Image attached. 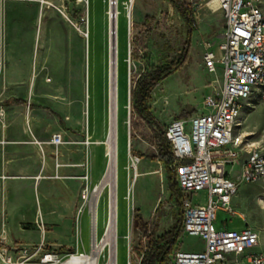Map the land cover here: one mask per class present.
<instances>
[{
  "label": "rangeland",
  "instance_id": "obj_1",
  "mask_svg": "<svg viewBox=\"0 0 264 264\" xmlns=\"http://www.w3.org/2000/svg\"><path fill=\"white\" fill-rule=\"evenodd\" d=\"M181 1L191 6L195 30L187 60L151 92L148 105L162 130L172 119L206 112L205 99L221 87V67L208 72L202 52L221 37L222 14L207 10V0ZM111 3H116L113 19ZM111 41L119 128L109 170L104 140ZM185 41V23L168 0H0V243L10 247L14 262L23 260V246L32 252L41 241L62 259L88 253L89 199L97 183H107L98 199L97 236L103 238L102 222L114 208L117 264H126L128 245L136 264L149 241L178 223L180 207L169 185L174 171L155 158L160 131L132 112L130 91L144 68L135 55L167 65L183 54ZM9 98L21 102L7 104ZM243 104L238 130L245 142L264 147V102L255 98ZM53 133L64 140L58 155L49 143ZM134 155L140 158L136 166ZM135 170L155 173L135 177ZM206 198L201 190L191 200L203 204ZM230 204L234 217L219 211L215 225L225 220L228 227L254 228L264 252V179L240 182ZM136 216L148 224L147 233ZM176 248L200 250L203 242L182 233ZM171 257L172 252L163 264H172Z\"/></svg>",
  "mask_w": 264,
  "mask_h": 264
},
{
  "label": "built area",
  "instance_id": "obj_2",
  "mask_svg": "<svg viewBox=\"0 0 264 264\" xmlns=\"http://www.w3.org/2000/svg\"><path fill=\"white\" fill-rule=\"evenodd\" d=\"M214 1L223 18V32L217 45L219 55L208 46L203 49L202 60L210 73L221 67V87L205 99L206 112L193 114L190 120L172 119L164 128L173 155L169 168L175 173L182 204L181 231L198 236L203 242L200 250H174L172 264H264L255 229H224L215 225L219 211L236 214L230 203L240 182L264 179V147L245 142L238 130L243 102L255 98L264 102V0ZM49 143L58 155L59 146L64 143L62 134L53 133ZM242 150L247 158L237 177L231 178L224 167L238 163ZM139 161L134 155L131 165ZM201 190L206 191L205 203H192V195ZM40 227L44 233L45 226ZM9 248L0 243V264H63L72 256L80 258L75 264H117L116 257L110 261L105 252L95 261H89L90 251L72 252L62 259L46 249L43 241L32 252L30 247L23 246V260L14 262ZM131 252L128 245L126 264H131ZM143 252L136 264H140ZM32 257L37 261L30 262Z\"/></svg>",
  "mask_w": 264,
  "mask_h": 264
},
{
  "label": "trees",
  "instance_id": "obj_3",
  "mask_svg": "<svg viewBox=\"0 0 264 264\" xmlns=\"http://www.w3.org/2000/svg\"><path fill=\"white\" fill-rule=\"evenodd\" d=\"M172 6L180 14L182 20L185 23L186 27V41H185V50L183 54L176 60L171 61L167 65H153L145 57H140L135 55L136 60H140L144 63V68L141 74L134 81V86L130 91V102L132 112L137 114V116L145 122L148 126L154 127L156 130H159L158 140L156 143L157 154L155 158L164 164L168 169L170 164L173 162V155L171 151L170 144L166 141L164 136V129L162 130L159 122L153 116L149 108V101L151 99V92L153 89L170 73L177 70L186 60L187 47H189V40L192 32L195 30V16L191 9L190 4L181 0H168ZM147 17H145L146 19ZM11 101L21 102L19 99L9 98L7 104ZM154 145V144H152ZM169 185L174 195L176 202L179 205L180 209V219L174 227L154 241H149L145 250L142 254L140 264H163L165 257L176 250L177 240L182 234L181 231V217H182V204L180 201V192L177 187L175 173L171 172L169 177ZM137 226L144 232H148V224L143 221L140 216H136Z\"/></svg>",
  "mask_w": 264,
  "mask_h": 264
},
{
  "label": "bare ground",
  "instance_id": "obj_4",
  "mask_svg": "<svg viewBox=\"0 0 264 264\" xmlns=\"http://www.w3.org/2000/svg\"><path fill=\"white\" fill-rule=\"evenodd\" d=\"M131 1L132 0H128L129 3H131ZM115 4L116 3H111V11L108 12L109 17L111 19H113L114 17L113 16L114 12L112 13V10H114ZM216 6H217L216 1L210 0L208 2L207 9L210 10L212 13H214L216 12ZM110 48H111V54L109 56L110 58H109L108 114H107V129L105 130L106 132H105V140H104V144H105L104 147L106 148L105 154L107 157L106 166L109 168V170L112 168V166L114 167V162H115L114 155H115V150L117 148V143H118L117 139H118V128H119L118 80H117V72H116V62L117 61H116V56H115L116 48L114 46V41L110 42ZM124 121H125V118L121 122V125L124 124ZM34 143H36L37 145L40 144V142H38L37 140H35ZM134 165L135 164H133V166ZM152 173H155V172L140 173L137 170H135L134 175L135 177H139L141 175L152 174ZM40 177L41 176H37L36 178L38 179ZM108 179H110V173L108 174ZM102 180L100 181V183L103 182ZM105 186H107V183H103V184L97 183L91 189V195L89 199V212L91 214V220H90V228H91V242L90 243L91 244H90V252L88 255L89 261H95L98 258V256H100V254H103L104 252H107L109 254L110 261L113 260L114 257H116V249L118 247L117 246V243H118L117 242V239H118L117 232L118 231H117L116 215L114 213V208L113 210L112 209L110 210L109 217H107V219L102 222L103 229H104V233L102 236L103 238L99 241L98 236H97L98 199H99L102 189ZM112 195L114 197V193L112 194L110 190V200H111ZM123 238H127V237L123 235ZM79 261H80V258L72 256V258L67 259L63 264H75V263H78Z\"/></svg>",
  "mask_w": 264,
  "mask_h": 264
},
{
  "label": "crops",
  "instance_id": "obj_5",
  "mask_svg": "<svg viewBox=\"0 0 264 264\" xmlns=\"http://www.w3.org/2000/svg\"><path fill=\"white\" fill-rule=\"evenodd\" d=\"M206 8H208V7L206 6ZM207 10H208V9H207ZM217 12H219V11H217ZM220 40H221V37L217 40V42L215 43V46L212 47L217 55H219V51H218V49H217V45H218V43L220 42ZM61 134H62V133H61ZM34 139H36V138H34ZM14 143H28V144H33V143H31V141H30V142H14ZM251 145H252V144H251ZM60 146H61V145H60ZM60 146H59V147H60ZM58 152H59V151H58ZM246 158H247V153L244 152V150H242V151L240 152V154H239V162L236 163V164H233V165H226V166L224 167V172H225L229 177H231V178H235V177H237V175H238L239 172H240L241 164L246 160ZM137 167H138V166H137ZM233 196H234V195H233ZM233 196H232V197H233ZM231 201H232V198H231ZM231 207H232V206H231ZM232 217H234V216H232ZM237 218H240V215H238ZM245 226H248V225L243 224V226H241V227H239V228H237V229H241V228H243V227H245ZM218 227H219V228H224V229H236V228L228 227L227 222H226L225 220L223 221V224H220ZM249 227H250V226H249ZM251 228H252V227H251ZM253 229H254V228H253ZM37 244H38V243H37Z\"/></svg>",
  "mask_w": 264,
  "mask_h": 264
}]
</instances>
